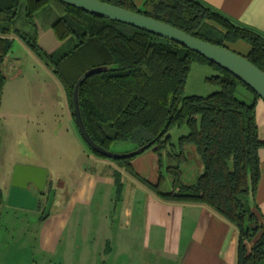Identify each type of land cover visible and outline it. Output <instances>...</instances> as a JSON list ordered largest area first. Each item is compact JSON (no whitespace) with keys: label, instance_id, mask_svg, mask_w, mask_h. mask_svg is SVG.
<instances>
[{"label":"trees","instance_id":"16d2710c","mask_svg":"<svg viewBox=\"0 0 264 264\" xmlns=\"http://www.w3.org/2000/svg\"><path fill=\"white\" fill-rule=\"evenodd\" d=\"M99 1L226 47L264 72V36L200 0H145L139 7L133 0ZM21 9L32 34L15 28ZM47 9L58 14L52 27L57 40L74 42L61 56L48 53L38 42L37 15ZM15 38L61 83L71 118L90 153L109 159L95 152L80 134L73 103L78 79L91 69H103L86 79L78 93L80 115L91 140L106 150L115 142H133L135 150L150 145L142 154L152 150L158 156L156 183L139 177L130 164L142 154L117 160L119 166L163 201L202 204L215 211L239 230L238 264H264V223L250 209V198L255 196L261 180L260 150L264 147L257 124L256 93L199 54L146 31L59 0H0V107L8 80L4 67ZM237 43L246 44L247 53H239ZM194 64L215 71L216 75L207 81L218 85L217 92L206 97L185 96ZM240 86L253 95L252 102L237 98ZM183 128L188 134L174 143L171 131ZM188 165L196 172L193 182L184 178V167ZM114 179L120 199L121 174L114 172ZM166 182L170 186L166 187ZM52 188L49 182L46 201ZM4 198L0 188V202ZM48 216L43 212L40 220ZM248 242H253L250 250Z\"/></svg>","mask_w":264,"mask_h":264},{"label":"crops","instance_id":"0c3cea01","mask_svg":"<svg viewBox=\"0 0 264 264\" xmlns=\"http://www.w3.org/2000/svg\"><path fill=\"white\" fill-rule=\"evenodd\" d=\"M133 1L139 7L145 0ZM200 1L242 27L253 29L264 36V0ZM23 11L19 12L15 28L32 34ZM19 19L26 25L23 30L17 26ZM57 19L58 14L50 9L37 15L38 42L51 54L62 49L57 45L62 42L57 40L52 29ZM63 42H71L70 48L74 46L72 40ZM235 46L242 53L248 51L244 43H237ZM244 98L246 102L254 99L248 91ZM63 100L69 110L65 94ZM256 110L259 137L264 142V102L261 99L257 101ZM158 160L157 154L149 150L130 164L139 177L156 183L160 170ZM260 160L261 180L255 196L250 198V209L264 223V147L260 150ZM109 171L112 177L110 183L115 188L113 207L111 214L107 216L105 227L93 233L83 227L88 218L85 219L82 212L92 205L96 181L81 165L78 170L63 171L65 176H72L75 182L70 184L68 181L72 180H63L58 196L57 215H49L45 220H40L44 222L41 223L43 226L49 219L57 223L56 235L49 232L43 233L41 237L46 249L62 252L68 246L69 249L66 248L62 253L73 257L74 264H238L240 234L231 222L202 204L159 199L148 186L125 168H111ZM114 172L121 174L123 187L120 199H117ZM189 173L196 175L194 168ZM10 175H13V169ZM51 175L48 173V180ZM125 180L127 184L124 183ZM73 224L76 228L71 232ZM252 244L253 242L247 243L249 250Z\"/></svg>","mask_w":264,"mask_h":264},{"label":"rangeland","instance_id":"374dc122","mask_svg":"<svg viewBox=\"0 0 264 264\" xmlns=\"http://www.w3.org/2000/svg\"><path fill=\"white\" fill-rule=\"evenodd\" d=\"M22 10L24 9L19 12ZM17 26L21 30L26 28L20 19ZM57 45L62 49H58V54L54 55L61 56L71 49V42ZM238 52L242 53L241 50ZM4 72L8 80L4 86L3 104L0 107V188L5 194L4 200L0 202V264H74L73 257L62 253L66 248L69 249L68 246L62 252H53V249H46L41 242L43 233L53 232L56 235L58 230L57 223L51 219L47 220L48 223L45 222V226L41 225L44 223L40 218L45 212L46 198L43 199V206L35 211L14 208L7 204L12 169L14 173L16 165H28L43 168L52 174L48 183H53L56 195L51 217L57 215L58 196L63 180H72L68 181L70 184L75 182L72 176H65L63 171L78 170L80 165L87 169L95 179L97 188L93 192L92 205L82 212L83 217L88 218L83 227L93 233L105 227L107 216L111 214L113 207L115 188L110 183L112 177L109 169L121 167L117 160L98 158L90 153L64 104L61 83L18 38H15ZM215 75L211 67L194 64L185 87V96L206 97L217 92L218 85L207 81ZM246 92L240 86L237 98L246 101ZM186 134L187 128L171 131L172 140L176 144ZM135 149L136 144L133 142H115L108 151L124 155ZM184 170L185 180L193 182L196 176L189 173V165ZM126 182L125 180L124 183ZM165 186H170L169 182ZM75 228V224L71 225V232Z\"/></svg>","mask_w":264,"mask_h":264},{"label":"water","instance_id":"95a60500","mask_svg":"<svg viewBox=\"0 0 264 264\" xmlns=\"http://www.w3.org/2000/svg\"><path fill=\"white\" fill-rule=\"evenodd\" d=\"M86 13L119 22L154 34L172 43L199 54L208 61L233 74L249 87L264 102V72L246 57L222 46L200 40L178 28L143 14L116 7L99 0H59ZM103 69L95 68L84 73L77 81L73 94L74 116L79 132L86 143L97 153L112 160H122L142 154L150 145L124 155L113 154L95 144L87 134L80 115L78 93L82 83ZM48 171L33 166L16 165L12 175L7 204L14 208L35 211L41 208V193L46 190ZM35 188L38 195L34 194ZM56 195L52 188L45 206V215H50Z\"/></svg>","mask_w":264,"mask_h":264},{"label":"flooded vegetation","instance_id":"af4514ba","mask_svg":"<svg viewBox=\"0 0 264 264\" xmlns=\"http://www.w3.org/2000/svg\"><path fill=\"white\" fill-rule=\"evenodd\" d=\"M47 184H48V182H47ZM10 187H11V183H10L9 189H10ZM9 189H8V193H9ZM31 189H32V191H33L34 194L38 195V192H37V190H36L35 188L31 187ZM46 191H47V186H46V190L44 191V193H41V197H40V199H41L42 206H43V204H44L43 199L46 198ZM49 194H50V193H49ZM49 194H48V197H49ZM7 195H8V194H7ZM47 200H48V198H47ZM46 203H47V201H46Z\"/></svg>","mask_w":264,"mask_h":264}]
</instances>
